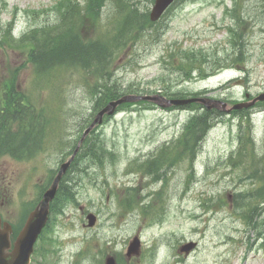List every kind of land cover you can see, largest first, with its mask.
<instances>
[{
    "label": "rangeland",
    "instance_id": "obj_1",
    "mask_svg": "<svg viewBox=\"0 0 264 264\" xmlns=\"http://www.w3.org/2000/svg\"><path fill=\"white\" fill-rule=\"evenodd\" d=\"M54 2L0 0V27L13 22L21 33L28 24H55L59 14ZM120 3L109 0L95 26L90 19L84 21L85 35L115 42L128 4H136L143 12H150L154 4L151 0ZM154 25L145 29L138 23L128 33L127 42L108 56L104 90L105 86L117 85L124 90V86L132 85L144 92L159 88L162 82L176 81L180 77L175 70L177 60L185 50H194L196 64L207 76L182 78L172 92L206 91L212 97L241 99L246 91L257 96L264 91V0H177ZM216 65L222 66L214 70ZM52 71L57 77L46 80L44 75L42 86H38L35 80L43 71L28 61L27 48L0 44V85L15 73L18 91L37 108L30 114L44 116L46 131L56 128L44 135L42 147L32 156L18 159L0 153V186L5 188L0 212L18 227L42 192L41 186L47 183L49 169L55 166L60 151L67 154L68 147L80 137V124L92 114L96 99L90 91L99 83L89 68L68 64L55 66ZM50 103L49 115L41 105ZM137 106L141 109L136 110ZM129 109L109 118L94 134L116 156L113 160L104 157L97 164L90 162L93 183L84 178L76 188L78 203L52 212L48 230L35 245L32 264H104L109 254L126 258L128 243L136 233H140L144 249L158 243L157 257L153 263L141 253L130 261L126 258L130 264L176 262L179 247L192 238L199 240L200 246L188 257L179 252L183 261L176 264H264V204L259 203L248 223L234 195L258 183L247 177L250 168L227 161L229 153L240 145L238 119L231 116L219 120L191 143V151L185 139L182 143L178 140L184 136L192 108L136 104ZM255 127L259 132L255 150L261 154L264 113L257 115ZM166 146L178 158L170 169L161 170L166 173L165 181L154 182L138 168L133 171L137 163ZM163 186L166 212L161 215L162 222L148 226L141 208L126 210L132 190L138 204L145 200L151 205L148 211L152 214L153 207L159 205L153 202L157 193L153 197L147 194ZM88 212L98 216L93 227L86 225ZM47 235L54 238L53 252L44 256L43 249L50 246L44 240Z\"/></svg>",
    "mask_w": 264,
    "mask_h": 264
},
{
    "label": "trees",
    "instance_id": "obj_2",
    "mask_svg": "<svg viewBox=\"0 0 264 264\" xmlns=\"http://www.w3.org/2000/svg\"><path fill=\"white\" fill-rule=\"evenodd\" d=\"M85 1V5L81 7L75 0H58L54 5V8L60 15L58 23L54 25L47 24L43 27L32 29L18 40L14 39L9 31L3 32L1 30L3 35L0 36V44L9 47L12 45L18 48L25 46L27 48L28 61L35 63L38 69L43 71V74L50 73L54 67L53 64L78 63L83 66H94L96 69H101L99 73L104 77V68L109 65L108 56L111 57L113 52L127 42L128 33L136 28L135 22L142 20L147 25L150 21L148 13H142L137 7L128 4V9L124 15L123 22L120 24L115 42L105 39L100 40L96 37L86 38L81 30L83 22L90 19L91 23L95 26L99 21L101 7L107 0ZM241 55L242 52L240 50L237 58L240 59ZM99 63L101 67H99ZM177 65L179 67L175 66V68L183 71L185 79L191 78L195 69H198L199 74L202 75L201 69L196 64L194 51H184L177 60ZM15 78L16 76L13 75L4 83L5 86H8V90L5 92V103L8 105V109L16 101V97L19 96V93L15 90ZM119 95L121 94L117 85H113L112 87L105 86V91L98 100L97 108L105 105L109 100ZM189 106L195 108L197 113L188 120L184 136L178 141L182 143V140L185 139L187 150L192 151L191 143L199 136L201 137L206 131V128L210 125V116L220 113L216 110H202L201 105L197 103H190ZM245 136V133L242 132L241 138L243 139ZM88 149L94 157L98 158V152L103 150V146L99 142H94L93 145L88 146ZM239 152L241 153L239 163H243L246 158H249L247 137L245 140H242ZM177 158L178 155L176 156L166 146L156 155L149 157L139 165V168L141 171H146L148 174L157 177L163 168L172 166L173 162L177 161ZM258 171V169L254 170V176L262 178ZM255 194L264 198V183L255 190L235 195V203L239 208L244 209L243 218L248 221H251L254 209L256 208L253 202Z\"/></svg>",
    "mask_w": 264,
    "mask_h": 264
},
{
    "label": "water",
    "instance_id": "obj_3",
    "mask_svg": "<svg viewBox=\"0 0 264 264\" xmlns=\"http://www.w3.org/2000/svg\"><path fill=\"white\" fill-rule=\"evenodd\" d=\"M173 0H156L155 6L151 13L152 18H157L161 12L172 2ZM140 97L127 95L120 98L117 101H111L107 106H105L97 115L96 121H101L102 116L105 113H112L116 106L128 100H137ZM162 106H167L171 104H180L185 103L188 101H199L205 104L208 108L217 107L221 109H226V104L212 99L207 98H193V99H186V100H170L166 99L163 96H150L147 97ZM258 99H264V94L258 96L254 101L250 103H241L235 105L237 108H241L244 106H248L253 104ZM95 121V122H96ZM94 122V123H95ZM59 180V176L57 177L52 189L44 196L43 200L40 204L36 207L35 210L31 212L29 215L25 226L23 227L17 241L15 242V248L12 252L7 251L8 248L11 247L10 240L8 239V231L9 229L6 227L4 230L0 229V264H28L30 255L34 248L35 240L38 237V234L41 232L42 227L45 225L48 214H49V202L50 199L54 196L56 185ZM93 222V218H92ZM108 264H113V261L110 260Z\"/></svg>",
    "mask_w": 264,
    "mask_h": 264
},
{
    "label": "bare ground",
    "instance_id": "obj_4",
    "mask_svg": "<svg viewBox=\"0 0 264 264\" xmlns=\"http://www.w3.org/2000/svg\"><path fill=\"white\" fill-rule=\"evenodd\" d=\"M123 1V0H122ZM105 2V1H104ZM124 3H125V1H124ZM136 5V4H135ZM118 7V6H117ZM130 7H131V5H130ZM138 12V11H137ZM118 13V12H117ZM124 14H126V12H124ZM123 17H124V15H123Z\"/></svg>",
    "mask_w": 264,
    "mask_h": 264
}]
</instances>
